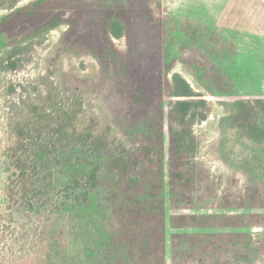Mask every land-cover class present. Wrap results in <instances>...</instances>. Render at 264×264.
Segmentation results:
<instances>
[{
  "label": "trees",
  "instance_id": "obj_1",
  "mask_svg": "<svg viewBox=\"0 0 264 264\" xmlns=\"http://www.w3.org/2000/svg\"><path fill=\"white\" fill-rule=\"evenodd\" d=\"M22 1L0 0V9L8 10L0 16V31L30 21L39 26L0 52V68L6 71L22 68L50 32L70 24L59 5L72 0H28L20 6ZM136 4L143 7L114 6L104 12L107 53L115 76L133 74L138 25L147 28L141 30L145 36H162L171 19L162 15L164 0ZM52 9L58 11L46 19ZM207 31L213 51L235 64L236 41L215 28ZM122 38L126 50L115 44ZM76 49L108 69L107 59L93 47L76 43L64 51L72 55ZM173 64L164 61L157 96L150 79L140 80L131 107L144 111L154 104L155 108L145 128L135 134L120 132L113 105L106 117L90 111L85 106L87 93L78 94L72 103L56 100L52 90L20 97L19 111L12 118L13 140L4 153V197L14 202L23 197L33 208L34 200L44 195L28 139L47 131L50 147H85L87 156L77 157L79 163L93 161L84 175L85 186L106 191L115 243L133 254L127 264H264V166L261 177L251 176L244 183L235 178L234 184L220 188L201 159L202 136L195 131L196 125L207 121L212 104L183 74L173 71ZM221 98L222 125L264 148V95ZM48 175L45 178L51 181ZM12 214L0 212V230L11 226ZM39 225L38 256L43 258L49 253L44 248L49 225L41 219Z\"/></svg>",
  "mask_w": 264,
  "mask_h": 264
},
{
  "label": "rangeland",
  "instance_id": "obj_2",
  "mask_svg": "<svg viewBox=\"0 0 264 264\" xmlns=\"http://www.w3.org/2000/svg\"><path fill=\"white\" fill-rule=\"evenodd\" d=\"M137 1L72 0L59 5L70 24L50 32L46 42L33 51L32 60L22 68L12 71L0 68V212L13 213L11 226L0 230V264H127L133 257L128 248L115 243L106 191L85 186L84 175L93 161L78 162L77 157L87 156L83 146L50 147L47 131L31 136L28 139L31 160L39 171L44 195L34 200L33 208L23 197L17 202L4 197L3 162L13 140L12 118L19 111V98L32 92L46 95L52 90L55 99L64 103L75 102L78 94L87 93L85 106L89 105L90 111L106 117L113 105L120 132L135 134L145 128L155 108L154 104L144 111L131 107L140 80L150 79L154 95H159L164 61L173 60V71L183 74L212 104L207 121L196 125L195 131L202 136L201 159L220 182V188L231 186L235 178L244 183L251 176L261 177L263 145L222 125L225 110L220 101L221 97L264 95V0H164L162 15L171 18L164 35L145 36L141 30L147 28L137 22L135 34L139 37L133 43L137 52L133 74L115 76L107 53L104 12L114 6L142 8L143 4H136ZM57 11H48L46 19ZM7 12L0 9V16ZM38 26L30 21L0 31V52L10 41ZM209 27L236 41L235 64L213 51ZM76 43L95 48L107 59L108 69L79 49L67 55L64 48ZM115 44L127 49L125 38L116 39ZM246 165L251 175L244 169ZM45 174L48 177L51 174V181L46 180ZM40 219L49 225V240L44 243L49 253L43 258L38 256Z\"/></svg>",
  "mask_w": 264,
  "mask_h": 264
}]
</instances>
